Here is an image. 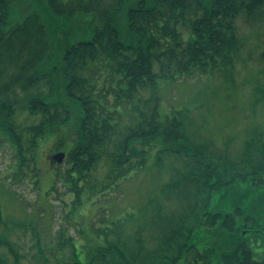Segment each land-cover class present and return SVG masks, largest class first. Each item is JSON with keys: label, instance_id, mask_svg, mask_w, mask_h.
I'll list each match as a JSON object with an SVG mask.
<instances>
[{"label": "trees", "instance_id": "1", "mask_svg": "<svg viewBox=\"0 0 264 264\" xmlns=\"http://www.w3.org/2000/svg\"><path fill=\"white\" fill-rule=\"evenodd\" d=\"M43 1L0 0V131L14 151V181L31 179L39 189V142L59 132L58 145L71 146L60 165L54 157L50 165L76 205H85L84 194L120 190L160 142L185 163L163 193L186 210L155 223L162 236L155 251L144 255L142 240H110L116 227L137 219L131 215L114 228L96 229L106 244L94 246L85 262L72 238L61 236L74 258L59 264H264V144L247 142L240 161H231L211 143L194 140L183 112L163 118L159 95L162 80L233 77L244 60L239 20L262 21L264 0ZM19 8L30 12L10 25ZM88 15L91 36L72 41L77 33L63 19ZM55 55H63L60 67L52 66ZM59 79L79 107L77 127L70 103L55 97ZM258 102L264 105V91ZM3 245L21 264L1 237ZM0 264H7L1 252Z\"/></svg>", "mask_w": 264, "mask_h": 264}, {"label": "rangeland", "instance_id": "2", "mask_svg": "<svg viewBox=\"0 0 264 264\" xmlns=\"http://www.w3.org/2000/svg\"><path fill=\"white\" fill-rule=\"evenodd\" d=\"M31 1L35 6L40 5L38 0ZM27 11L19 8L10 25L22 21L30 12ZM39 13L44 19L49 16L42 7ZM91 20L89 15L73 20L63 19V23L66 26L68 23L77 33V36H72V41L91 36ZM239 27L244 44L240 55L244 60L251 56L252 60H242L233 77L227 80L219 73L213 77L205 76L204 80H162L159 90L163 118L175 113L179 116L183 112L189 133L196 142L211 143L214 149L236 162L245 155L247 142L256 143L257 140L258 144H264V105L258 102L264 91V19L246 23L244 18H240ZM62 56L55 55L52 66L60 67ZM60 82L59 79L55 97L70 103L71 124L78 126L79 107L65 97ZM64 130L67 131V127ZM62 136L61 132L48 134L39 142L37 163L40 185L36 189L31 179L22 183L14 181L13 172L18 169L14 165V151L11 143L1 138L4 136L0 131V238L11 242L21 264L72 261L74 250L61 243V236L72 238L81 261L85 262L94 246L106 244L105 235L99 234L96 229L114 228L116 222L131 215L137 219L116 227L110 240L122 236L129 245H136L138 240H142L146 248L144 255L155 251L162 238L155 223L161 216L178 218L180 212L186 210L179 201L163 193L176 171L185 170L184 159L166 152L160 142L150 150L145 166L129 174L120 190L104 197L96 194L90 199L84 194L85 205H76L73 204L75 195L69 194L66 183L55 181L58 170L50 165L51 155L70 149L71 142L67 140L58 145ZM251 156L255 162L259 161L256 158L258 153ZM64 167L65 164L63 171ZM255 250L262 252L263 247ZM0 252L7 264H16L15 256L6 246L3 245Z\"/></svg>", "mask_w": 264, "mask_h": 264}, {"label": "water", "instance_id": "3", "mask_svg": "<svg viewBox=\"0 0 264 264\" xmlns=\"http://www.w3.org/2000/svg\"><path fill=\"white\" fill-rule=\"evenodd\" d=\"M66 154L62 153L56 156V159L59 160L60 162H62L65 158Z\"/></svg>", "mask_w": 264, "mask_h": 264}, {"label": "flooded vegetation", "instance_id": "4", "mask_svg": "<svg viewBox=\"0 0 264 264\" xmlns=\"http://www.w3.org/2000/svg\"><path fill=\"white\" fill-rule=\"evenodd\" d=\"M50 158H51V157H50ZM58 165H60L59 162H55V163H54V166H55V167H57Z\"/></svg>", "mask_w": 264, "mask_h": 264}]
</instances>
